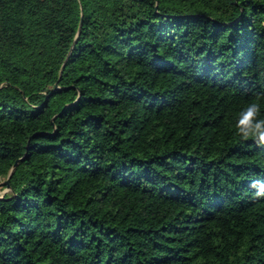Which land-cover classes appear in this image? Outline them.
Instances as JSON below:
<instances>
[{
	"label": "trees",
	"instance_id": "1",
	"mask_svg": "<svg viewBox=\"0 0 264 264\" xmlns=\"http://www.w3.org/2000/svg\"><path fill=\"white\" fill-rule=\"evenodd\" d=\"M253 101L264 0H0V264H264Z\"/></svg>",
	"mask_w": 264,
	"mask_h": 264
},
{
	"label": "clouds",
	"instance_id": "2",
	"mask_svg": "<svg viewBox=\"0 0 264 264\" xmlns=\"http://www.w3.org/2000/svg\"><path fill=\"white\" fill-rule=\"evenodd\" d=\"M260 103L253 101L243 108L236 119V133L242 140H252L259 146H264V116L261 115ZM256 198H264V181H253Z\"/></svg>",
	"mask_w": 264,
	"mask_h": 264
},
{
	"label": "rangeland",
	"instance_id": "3",
	"mask_svg": "<svg viewBox=\"0 0 264 264\" xmlns=\"http://www.w3.org/2000/svg\"><path fill=\"white\" fill-rule=\"evenodd\" d=\"M7 191L8 189L3 186V180L0 179V195H3Z\"/></svg>",
	"mask_w": 264,
	"mask_h": 264
},
{
	"label": "water",
	"instance_id": "4",
	"mask_svg": "<svg viewBox=\"0 0 264 264\" xmlns=\"http://www.w3.org/2000/svg\"><path fill=\"white\" fill-rule=\"evenodd\" d=\"M82 24V20L80 22V25ZM18 161L15 162V164L13 165L10 174L13 172V170L15 169L16 165H17ZM6 183L8 184V180H6Z\"/></svg>",
	"mask_w": 264,
	"mask_h": 264
}]
</instances>
